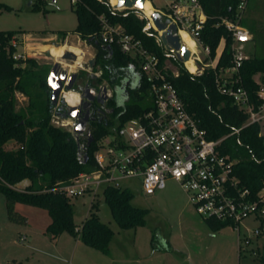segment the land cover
Returning <instances> with one entry per match:
<instances>
[{
  "label": "trees",
  "instance_id": "1",
  "mask_svg": "<svg viewBox=\"0 0 264 264\" xmlns=\"http://www.w3.org/2000/svg\"><path fill=\"white\" fill-rule=\"evenodd\" d=\"M199 1L208 16L202 42L210 48L213 59L224 42L218 67L229 66L233 39L219 23L224 17H234L242 0ZM111 2L114 5L118 3L117 0H76L73 6L78 19L76 32L94 48L95 64L92 69L98 68L101 72L100 77H89L85 82L90 86L108 84L114 89L128 90L120 102L116 96L109 100L107 107L113 108V112H106L98 103L92 106L89 123L93 138L91 145H88L86 135L76 137L71 130L53 123L58 108L52 103L49 87L51 67L39 65L34 58H17L15 42L21 33L0 32V194L6 199L8 219L12 223H27V217L16 210L20 204L44 209L51 217L46 234L52 240L68 233L105 255L110 254L114 231L100 220L91 218L78 232L73 204L57 188L60 183L94 171L99 142L127 121L152 109L154 98L150 82L138 69L136 61L123 55L115 45L110 47L103 43L101 18L111 25L121 26L127 34L140 40L159 57L161 65L168 59L165 48L157 43L159 33L153 27L146 29L149 20L144 14L137 10L120 12ZM1 11L10 12L12 8L0 3ZM242 25L245 26L244 20ZM251 31L254 34L252 41L260 54L244 61L241 76L243 86L258 108L262 102L257 97L260 85L255 78L260 75L264 87V26L260 31L251 27ZM62 51L59 50L56 57H61ZM172 61L179 69V76L173 78L171 72L168 76L187 111L207 131L210 140L224 139L220 152L236 161L234 175L239 179L240 186L250 191L252 199H257L264 191V125L254 123L247 126L249 116L231 98L218 92L212 69H206L202 75H192L183 62L175 57ZM187 67L192 72L197 70L191 60ZM77 75L79 79L88 76L84 71ZM129 81L131 85L127 87ZM73 91L79 93L80 86H75ZM18 95L27 100V105L19 109ZM109 117L114 120H109ZM10 143L19 149L8 150ZM86 157L89 160L85 164ZM26 180L31 184L23 191L17 190L16 186ZM104 198L120 229L133 230L147 225L149 211L132 205L134 194L130 190L107 188ZM205 223L213 233L229 226L216 219H205ZM261 261L264 263V258Z\"/></svg>",
  "mask_w": 264,
  "mask_h": 264
},
{
  "label": "rangeland",
  "instance_id": "2",
  "mask_svg": "<svg viewBox=\"0 0 264 264\" xmlns=\"http://www.w3.org/2000/svg\"><path fill=\"white\" fill-rule=\"evenodd\" d=\"M247 2L245 26L251 33V27L260 31L264 26V0ZM0 3L12 8L10 12H0V32H19L20 35L29 36L23 42L19 35L15 42L17 58H34L39 65H49L51 69L60 63L62 70L70 74L84 71L88 76L83 81L90 76H101L99 69H92L90 65L95 59L94 48L76 32L78 19L73 11L72 0H0ZM147 5L153 12H163V0H152ZM119 11L123 12L124 9ZM182 36L184 42L192 47L190 38L186 34ZM252 36L254 38L253 33ZM54 47H63L65 53L72 52L78 59L66 61L62 57L56 58L59 50H51ZM224 47L223 42L219 53ZM243 53L249 56L260 54L254 41L246 45ZM199 56L204 63L208 61L201 49ZM166 65L170 71L179 72L175 64L166 62ZM256 78L259 80L260 76ZM105 85L112 97V87ZM74 93L72 91L67 96L75 98ZM18 98V109L25 107L27 100L21 95ZM57 122L65 124L64 129L71 131L76 124L73 119L64 120L56 115L53 123L56 125ZM7 149L18 150L19 147L10 143ZM29 184V180L23 181L16 189L23 191ZM123 187L134 194V207L149 211L145 227L126 231L120 229L105 202L104 189L71 200L78 232L84 222L91 218L100 220L114 231L109 255L87 247L79 237L68 233L52 240L46 234L51 217L44 209L17 205L16 210L27 217V223L10 222L6 199L0 194V264H264L261 261L264 258V216L262 220L257 216L245 219L241 224V235L230 226L214 234L176 182H169L164 191L154 196L145 195L137 179L124 181ZM255 231L261 233L260 237L249 248H244L239 256L241 241L245 237L253 239Z\"/></svg>",
  "mask_w": 264,
  "mask_h": 264
},
{
  "label": "built area",
  "instance_id": "3",
  "mask_svg": "<svg viewBox=\"0 0 264 264\" xmlns=\"http://www.w3.org/2000/svg\"><path fill=\"white\" fill-rule=\"evenodd\" d=\"M163 1V22L167 27H177L182 45H185L182 33L188 34L195 43V50L190 51V59L196 64L197 70L192 72L187 62H184L186 70L192 75H202L206 69H212L218 92L231 98L249 116L247 126L264 124V87L255 78L260 85L257 97L262 102L256 108L249 91L243 86L241 76L242 65L250 58L243 50L253 40L252 33L242 25L247 0H242L234 17L220 20L219 26H224L233 39L230 65L220 68L218 62L224 49L222 53L218 49L213 59L210 48L201 39L208 16L200 1ZM72 4L75 5L76 0ZM139 17L144 18L141 15ZM101 21L103 43L110 47L115 45L123 55L136 61L138 69L150 82L154 105L99 142L94 171L60 183L57 191L73 200L86 194H96L100 189L127 190L123 182L137 179L145 195L154 196L164 191L172 181L183 188L201 217L228 223L241 235V224L245 219L252 216L263 218L264 191L257 199H252L250 191L243 189L234 175L236 161L220 152L219 147L224 139L210 140L207 131L187 111L168 76L171 72V76L177 78L179 72L170 71L166 65V62L173 63L172 58L176 56L164 47L161 33L158 32L157 43L168 54L163 65L156 54L150 52L140 40L127 34L121 26L111 25L103 17ZM199 49L206 55V63L199 56ZM56 125L66 127L58 122ZM260 235L259 231H255L253 239L243 238L240 253L244 248H249Z\"/></svg>",
  "mask_w": 264,
  "mask_h": 264
},
{
  "label": "water",
  "instance_id": "4",
  "mask_svg": "<svg viewBox=\"0 0 264 264\" xmlns=\"http://www.w3.org/2000/svg\"><path fill=\"white\" fill-rule=\"evenodd\" d=\"M117 5L114 6L116 10H137L144 14L145 4L148 0H117ZM144 16L149 20V28L155 27V30L161 33L160 38L164 47L171 53H173L180 62H187L191 58L190 50L182 45L180 37L178 35V29L175 25L167 27V24L163 22V15L161 12H153L150 18L145 14ZM152 21V23L150 22ZM63 60H77L78 57L72 52H67L63 55ZM95 64V59L90 62L93 68ZM77 74H70L66 70H62L60 63H56L49 75V87L52 90V103L58 108V117L62 119H73L76 124L73 127V133L76 137L86 135L89 138L88 145L93 143V138L89 130V122L91 120V111L93 103L103 104L111 100L109 96L108 89L105 87L103 89V97L98 96L94 88L86 86L85 88L80 87V105L70 106L66 112H64V106L68 104L67 100L62 97L66 92H72L77 81ZM85 108L87 111L82 116L79 114L81 108ZM89 158L86 157L84 163L88 162Z\"/></svg>",
  "mask_w": 264,
  "mask_h": 264
},
{
  "label": "flooded vegetation",
  "instance_id": "5",
  "mask_svg": "<svg viewBox=\"0 0 264 264\" xmlns=\"http://www.w3.org/2000/svg\"><path fill=\"white\" fill-rule=\"evenodd\" d=\"M91 77V76H90ZM84 82V83H83ZM80 86V87H82V88H85L86 86H88V87H92V88H94L95 90H96V92H97V95L98 96H101V97H103V89L105 88V84L104 85H102V86H98V85H95V86H90L89 85V83L88 82H85V81H83L82 79H79V76H78V78H77V81H76V83H75V86ZM131 85V82L129 81L128 83H127V87H129ZM74 86V87H75ZM112 89H113V95H112V97L111 98H113L114 96H116L117 97V101L118 102H120L121 101V99L122 98H124L125 97V95L126 94H128V90H121V89H117V88H113L112 87ZM109 101H107V102H104L103 104H99V105H101V107L106 111V112H108V107H107V103H108ZM96 103V102H95ZM95 103H93V105H95ZM78 105H80V102H79V104ZM78 105H76V106H78ZM92 105V106H93ZM68 108L69 107H67V106H64V112H66L67 110H68ZM91 109H92V107L90 108V111H91ZM110 109V108H109ZM86 109L85 108H81V110H80V112H79V114H81L82 116L86 113ZM110 112H113V108H111L110 109ZM90 123V122H89Z\"/></svg>",
  "mask_w": 264,
  "mask_h": 264
},
{
  "label": "bare ground",
  "instance_id": "6",
  "mask_svg": "<svg viewBox=\"0 0 264 264\" xmlns=\"http://www.w3.org/2000/svg\"><path fill=\"white\" fill-rule=\"evenodd\" d=\"M111 1V0H110ZM149 1H147L146 2V4H145V9H144V14L148 17V18H150L151 17V15L153 14V10L147 5V3H148ZM111 4L113 5V6H115L112 2H111ZM117 5V4H116ZM182 34H186V33H182ZM189 38H190V40H191V42H192V47L187 43V42H184V38H183V36H182V39H183V42L187 45V46H189L190 47V51H194L195 50V43H194V41L192 40V38L188 35V34H186ZM188 47V48H189ZM82 54V53H81ZM63 56V55H62ZM191 61H192V59H190ZM189 60V61H190ZM189 61H187V63L189 62ZM192 63H193V61H192ZM68 93H71V92H68ZM68 93H66V98H67V101H68V103L69 104H73L74 103V100H71L67 95H68ZM65 97V96H64ZM74 105V104H73Z\"/></svg>",
  "mask_w": 264,
  "mask_h": 264
},
{
  "label": "crops",
  "instance_id": "7",
  "mask_svg": "<svg viewBox=\"0 0 264 264\" xmlns=\"http://www.w3.org/2000/svg\"><path fill=\"white\" fill-rule=\"evenodd\" d=\"M20 36H21V37H20ZM20 36H19V37H20L19 39L21 40V39L23 38V42L25 41V39H27V38L29 37L28 35H24V36H23V35H20ZM78 36H79V35H78ZM54 37H55V36H52V38H54ZM21 41H22V40H21ZM52 49H56L57 51H58V50H63L62 55H64L65 52H66V50H65L63 47H62V48H56V47H54V48H51V50H52ZM50 53H51V51H50ZM51 55H52V54H51ZM62 55H61V57H63ZM52 56H53V55H52ZM16 57H17V56H16ZM53 57H55V56H53ZM61 57H56V58H61ZM258 76H260V75H258ZM256 79H257V78H256ZM259 81H260V78H259ZM71 93H72V92H71ZM74 94L76 95V97H75V98H73V97L70 98L71 100H74V103H73L74 105H73V104L71 105V104L68 103L69 106H76V105H78L79 102H80V96H79V94L76 93V92H75ZM64 96H65L64 98L67 100L66 95H64ZM24 99H25V98H24ZM67 102H68V101H67ZM29 185H30V184H29ZM29 185H27L26 187H28ZM1 195H2V194H1ZM209 230H210V229H209ZM212 233H213V232H212ZM214 234H215V233H214ZM239 248H240V246H239ZM258 249H259V248H258ZM240 255H241V254H240V250H239V256H240Z\"/></svg>",
  "mask_w": 264,
  "mask_h": 264
}]
</instances>
